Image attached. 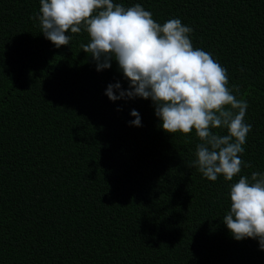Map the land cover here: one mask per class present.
Here are the masks:
<instances>
[{
	"label": "trees",
	"instance_id": "16d2710c",
	"mask_svg": "<svg viewBox=\"0 0 264 264\" xmlns=\"http://www.w3.org/2000/svg\"><path fill=\"white\" fill-rule=\"evenodd\" d=\"M114 3L179 18L227 69L248 105L251 167L203 177L189 166L194 130L165 132L151 99L107 97L129 82L115 59L96 70L86 32L57 48L32 18L39 0H0V264H264L258 240L236 241L223 223L230 185L264 173V0Z\"/></svg>",
	"mask_w": 264,
	"mask_h": 264
},
{
	"label": "clouds",
	"instance_id": "9594fccd",
	"mask_svg": "<svg viewBox=\"0 0 264 264\" xmlns=\"http://www.w3.org/2000/svg\"><path fill=\"white\" fill-rule=\"evenodd\" d=\"M39 2V12L32 18L55 47L70 44L69 32L83 31L89 42L80 47L95 61L97 71L110 68L112 59L118 63L129 88L109 84L105 94L110 100L151 99L165 132L187 135L194 130L199 143L189 166L203 177L216 181L222 175L232 181L242 167H251L241 159L252 129L245 123L247 102L234 95L239 86L229 87L227 69L211 53L193 47L191 27L179 18L157 23L139 3L125 7L114 0ZM130 114L136 117L130 125L141 126L139 113ZM229 196L230 210L223 223L230 234L236 241L258 240L264 250V173L239 176L230 185Z\"/></svg>",
	"mask_w": 264,
	"mask_h": 264
}]
</instances>
